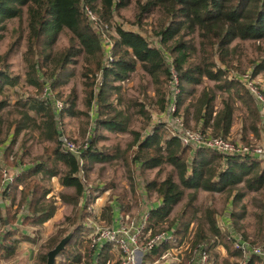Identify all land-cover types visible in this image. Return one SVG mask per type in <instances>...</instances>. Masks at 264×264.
Listing matches in <instances>:
<instances>
[{
    "label": "trees",
    "instance_id": "16d2710c",
    "mask_svg": "<svg viewBox=\"0 0 264 264\" xmlns=\"http://www.w3.org/2000/svg\"><path fill=\"white\" fill-rule=\"evenodd\" d=\"M129 1L0 0V38L4 35L8 19H20L25 13L26 23L25 29L21 27L17 38L0 55V125L4 120L7 122L6 133L0 137V172L9 167L13 174L12 181L5 183L0 190V216L1 208L7 215L6 219L0 217V224H7L5 232L0 233V259L13 254L22 239L37 242L38 235L22 232L14 236L19 228L18 224H13L16 213L21 209L17 220L33 225H41L50 219L57 204L53 196H46L51 186L45 180L58 175L63 186L73 188L72 192L59 191L60 199L74 204L75 208L79 206L78 216L75 209L71 218L66 217L73 222V232L59 254L69 263H108L107 246L95 255V262L91 250L82 252L80 249L87 231L83 218L89 215L91 204L104 189L100 184L87 186L85 176L87 179L93 162L114 159L119 155L123 157V151L118 147L110 153L96 145L97 140L103 137L100 128L128 131L134 145L130 159L139 167L170 164L177 172L178 182L171 174L160 180L144 182V192H154L157 202L148 210L147 227L152 229L165 220L172 205L181 198L183 188H191L178 214L169 222V226H174L176 240L183 239L194 221L189 237L191 245H205L213 260L216 259L214 245L217 243L229 255H237L225 239L226 233L231 231L218 225L213 208H205L202 216L197 214L193 204L195 190H229L238 183H241L243 191L264 189V160L253 154H227L208 147L183 144L170 132L164 135V122H153L151 116L149 120V112L144 109L141 99L124 102L121 83L127 81L130 73L138 67L149 77L152 102L159 112L180 116L185 126L192 121L193 128L201 132L229 137L232 115L237 109L243 121L238 139L247 140L245 128L255 138L264 139V85H258L263 95V101L259 102L238 77L229 75V71L248 70L250 77L255 78L264 69V0H133L131 23L137 29L125 27L118 11ZM86 8L94 18L89 17ZM153 13L157 15L158 28H151V32L146 33L142 28ZM62 31L67 32V44L52 51L50 46ZM235 38L237 40L232 42ZM22 39H25L26 46L24 79L35 92L15 91V100L11 103V97L4 93L5 87L14 88L20 75L8 70L6 59ZM243 40L253 44L250 57L239 46ZM242 55L246 58L247 69L239 67ZM79 56L82 57L79 73L84 109L76 105L75 86L67 95L62 92L63 86L76 73ZM203 79L212 81V84H203L196 92L194 85L203 83ZM171 95L174 108L168 112ZM57 100L61 102L60 106L56 105ZM11 104L13 110L10 109L9 116L3 118L5 107ZM131 106H135L136 112L130 111V115L135 112L146 117L145 125L152 124L150 132L141 135L136 129L129 128L128 108ZM79 114L86 115L89 131L86 140L77 147L81 148L75 152L65 146L67 139H74L63 133L62 124L65 116ZM31 122H36L49 145L41 154L33 156L25 138H22L19 150L14 152L19 133ZM1 180L0 174V184ZM19 185L20 204L13 211L6 198L11 199ZM242 193L235 192L232 196L238 198ZM260 206L264 211V199ZM109 209L110 205L106 204L104 213ZM231 215L232 219L238 216L235 213ZM64 233L65 230L60 229L39 245L44 251L37 254L36 264H45L46 251ZM163 246H154L151 254ZM228 264L239 263L232 261ZM242 264H264V259L249 254Z\"/></svg>",
    "mask_w": 264,
    "mask_h": 264
},
{
    "label": "rangeland",
    "instance_id": "374dc122",
    "mask_svg": "<svg viewBox=\"0 0 264 264\" xmlns=\"http://www.w3.org/2000/svg\"><path fill=\"white\" fill-rule=\"evenodd\" d=\"M118 11L119 14H121L122 16V24L125 27L137 29L133 22L131 23L134 11L133 0H130L128 4L119 8ZM147 19L148 20L145 21L147 22V24L145 25V28H142V30H144L146 33H149L151 32V28H158L159 21L157 15L153 13ZM25 24V13L20 19H18L17 17H12L7 20L6 29L3 30L4 35L0 38V55L4 54L10 47L12 41L17 38V35L21 32V27L22 30L25 29ZM236 40L237 39L235 38L232 42H235ZM66 44L67 32L62 31L59 33L50 48L52 51H57L63 48ZM252 45L253 44L249 40H243L240 41L239 46L242 49V52L250 57L251 55H253ZM25 48V39H22L17 48H12V50L8 53L6 59V62L8 64V70L14 74L20 75L19 83H17L14 88L5 87L4 93H6L8 97H11V103L15 100L16 92H21L25 94L35 92L33 87L31 85H28L24 79L25 71L27 69L26 62L23 56ZM81 60L82 57L79 56V63L77 62V64L75 65L76 73L63 86L62 92L64 95H67L70 88L72 86H75L77 92L76 105L78 108L84 109L85 106L83 105V87L81 82L82 78L79 73ZM239 67L241 69H247L248 67L246 66V58L243 55L241 56V64ZM255 82L257 83V85L261 84V86L263 87L264 69L261 70L258 74H256ZM203 84L211 85L212 81L203 79V83L194 85L195 91L197 92ZM121 87L124 90V92L122 93L124 96L125 103L127 102V100H129V102L131 103L134 98L141 99L143 101L144 109L148 110L149 112V120L151 116V120L153 122H164L165 127L162 132L164 135L168 132L171 133L173 132V130L176 129L177 125L174 123V119L172 117L169 118L166 114L162 112H159L157 109V105L152 102L153 92L151 82L149 80L148 75L145 74L140 68L137 67L136 70L132 71L127 81L121 83ZM169 98H172V95ZM215 104H218L217 98L215 99ZM13 108L14 107L12 106V104L5 107L2 114L3 118H5V116H9V112H11ZM128 110L130 115V111H135V106L129 107ZM135 112L130 115L129 128L136 129L141 133V135H144V133L146 132H150L152 124L150 125L148 123L147 125H145L146 117L143 118L142 115H136ZM233 114V121H236L238 120V115H240L241 113H238V110L235 109ZM187 127L193 128L192 123L189 122ZM88 128L89 123L87 122V117L84 114H79L75 116H65L63 119V133L68 136H71L74 139L72 141L76 147L83 144V142L86 140L89 131L87 130ZM6 130L7 122L4 120L0 125V137L5 135ZM99 132L103 134V137L97 140L96 145L99 148H102L110 153H114L115 147H118L119 151H123V157L119 155L117 156V158L115 157L114 159L93 162L88 170L87 179L85 176L84 181H86L87 186L97 187L99 184L102 185V188L104 189L101 192H107L108 195H106V197L108 196V200L115 199V202H117V204L119 203L120 206L125 205L124 207L120 208V212L122 214H127L129 218L135 219L138 214H142V212L146 210V206H148L156 198L154 192H144V182L150 179L160 180L167 174H171L173 180L178 182L176 176L177 172L170 164H162L159 167L141 168L136 163L132 162L130 156H132V150L134 149V145H132L131 143V134L128 131L115 132L100 128ZM237 136L238 134H232L229 135V138L236 140L238 139ZM22 138H25V144L29 147V151L33 156L41 154L43 148L49 145L47 140L43 137L41 131L36 127V122L27 123L24 126L22 132L19 133L17 137V142L15 146H13L14 152H17L19 150V145ZM68 141L69 140L67 139L66 142ZM241 141L244 142V140ZM245 142L250 143L251 145H257L264 142V139L259 137L255 138V136L253 135H247V140H245ZM129 144H131V146ZM9 159H12V157L10 156ZM26 159L29 160V157H25V160ZM8 163L10 164L11 161L9 160ZM6 165L8 166V164ZM6 171V173L11 172L9 167L8 170L6 169ZM0 174H3L2 170ZM55 179H58V175ZM49 182L50 181L45 180V183L47 185H50L51 182ZM60 186L61 187L59 188V186L55 184L54 187L52 186L51 191L46 195L47 197L53 196L55 198L57 207L54 215L48 221L41 225L28 224L22 226V229H24L23 231H27L34 236L38 235L36 243L28 242L31 244L29 247L30 251L28 253L29 260L27 259L29 261V264H36L37 254L40 251H44V248H39V245L42 244V242L47 241L51 236L56 235L60 229L65 230V235L69 230L73 228V222H71L72 220L66 219V217L69 216V218H71L75 209H77L78 216L79 206L75 208L74 204L67 203L61 200L59 196V190L65 192H72L73 188L65 187L61 184ZM191 191V188H183V194L181 198L172 205L168 215L166 216V219L160 222L159 225L151 229L152 232L169 227L170 220H172L178 214L182 204L185 202L188 194ZM239 191L243 192L242 195L238 198H234L232 194ZM263 199L264 189H259L256 191H243L241 183H238L229 190L225 189L222 191H208L201 188H197L195 190V198L193 204L196 207L197 214L199 216H202L205 208L212 207L215 212L216 221L219 226L222 227V229L223 227H227L229 231L238 232L245 238H248L252 243H254L264 241V211H262L260 206V201ZM105 200L104 204L110 203L109 201ZM18 205L12 207V210H16ZM1 209L2 216L0 217L6 219L7 215L4 212L5 210H3L4 208ZM90 210L91 212L89 213V215L84 216L83 218L85 222H89V220H92V222H95L101 226L111 225L108 218L102 217L104 214L103 210L100 213V216L102 218L95 215L94 212L96 211L93 207H90ZM231 213H235L238 216H233L232 219ZM194 224L195 222L193 221L189 225V234L192 233V230L194 229ZM0 229L5 232V230L7 229V224L1 222ZM18 235L19 231L14 234V236ZM90 245V241H87V239H83V242L80 244L81 251L84 252L91 250L93 252V250L90 248ZM214 252H216V259H214L215 264H228L232 261H237L239 264H242V260L245 258V255L240 254L238 251L237 255H229L223 248L214 249ZM19 253L15 252V254L6 258L1 257L0 264H26L27 261H22L20 258L17 257ZM182 254L184 258L186 253L182 252ZM108 255V264H118L117 252L109 251ZM61 256L62 255L59 254L56 257L55 264H76L73 262L69 263ZM138 258L141 257L138 256Z\"/></svg>",
    "mask_w": 264,
    "mask_h": 264
},
{
    "label": "built area",
    "instance_id": "2783aa9c",
    "mask_svg": "<svg viewBox=\"0 0 264 264\" xmlns=\"http://www.w3.org/2000/svg\"><path fill=\"white\" fill-rule=\"evenodd\" d=\"M86 11L91 19L94 18V14L88 8H86ZM229 75L238 77L257 101H263V95L260 93L255 78L250 77L248 70L241 72L229 71ZM173 81L175 82V79ZM56 105L60 106L61 102L57 100ZM173 108L171 98L167 111L170 112ZM166 115L174 119L177 127L171 133L176 135L183 144L208 147L227 154H253L264 160V142L251 145L239 139H230L228 136L201 132L198 129L185 126L180 116H170L169 113H166ZM65 146L72 151L78 152V148L72 141L66 142ZM2 171L0 190L5 183L13 179V174L10 172L6 173L5 169ZM154 201L157 203L156 198ZM6 202L12 203V200L7 197ZM155 203H150L146 206V210L142 214H138L135 219L129 218L125 213L118 212L116 223L110 226H101L92 222V220L85 222L87 231L84 239L90 241V248L93 250L92 253L94 255L93 261H96L97 257L95 255L99 253L102 247L107 246L110 252H117L118 264H215L205 245L202 243L190 244L189 237L191 234H189V231L183 239L177 241L173 232L174 226L172 225L154 232L147 227L148 210ZM20 213L21 209L18 210L17 214L19 215ZM213 237L216 241L218 240L215 235ZM225 239L240 254L245 256L249 254L257 255L264 259V241L252 243L238 232L226 233ZM160 244L164 245L163 248L151 254L153 247ZM219 248H223L220 243L214 245V249ZM182 252L186 253L184 258ZM138 256L141 258H138Z\"/></svg>",
    "mask_w": 264,
    "mask_h": 264
},
{
    "label": "crops",
    "instance_id": "0c3cea01",
    "mask_svg": "<svg viewBox=\"0 0 264 264\" xmlns=\"http://www.w3.org/2000/svg\"><path fill=\"white\" fill-rule=\"evenodd\" d=\"M239 117H238V120H236V121H233V117H234V114L232 115V120H231V124H230V127H229V135H232V134H238V136L237 137H239V133H240V129H241V127L243 126V121H242V118H241V115H238ZM189 122H191L192 123V121H189ZM245 125V124H244ZM245 131H246V133H247V135H252L251 134V132L249 131V129H247V128H245ZM56 178V175L55 176H52L51 178H49V179H47L48 181H52L51 183H50V186H51V189H52V186L54 187L55 186V184L57 185V186H59V188L61 187L60 186V184H59V182H58V179H55ZM49 185V184H48ZM62 185V184H61ZM63 186V185H62ZM60 191V190H59ZM101 193H103V194H101ZM106 195H108L107 194V192H105V191H103V192H100L99 193V195H97V197L94 199V201H93V203L91 204V207H93L94 209H95V211L96 212H94L95 213V215H97L98 217H100V218H102V217H104V218H108V220L110 221V223L111 224H115L116 223V218H117V215H118V212H120V205H119V203L117 204V202H115V199H113V200H108V196L106 197ZM20 197H21V185H19L14 191H13V195H12V207H14L15 205H18L19 204V201H20ZM156 197V196H155ZM105 198H106V200H105ZM104 200L105 201H109L110 203H108L107 205H110V209L108 210V212H106V213H104L103 214V216L101 217L100 216V213H101V211L103 210L104 211V206L106 205V204H104ZM152 203H155V201L154 202H151V204ZM57 204V203H56ZM20 217V214L18 215L17 213H16V221L13 223V224H18V226H19V228H17L16 229V232L17 231H19V235H20V233H26V234H28V235H30V236H33L32 234H30L29 232H27V231H23L24 229H22V226H25V225H28L29 223H22V222H20L19 221V219L17 220V218H19ZM49 220V219H48ZM47 220V221H48ZM18 222V223H17ZM46 222V221H45ZM44 222V223H45ZM31 225H33V224H31ZM219 225V224H218ZM15 232V233H16ZM18 235V236H19ZM28 242H30V243H32L31 241H29L28 239H22V240H20V242H18V244H17V247L15 248V251H14V253L13 254H15V252H17V253H19L18 255H17V257L18 258H20L22 261L24 260V261H27L26 262V264H29V257H28V253H29V247H30V243H28ZM13 254H11V255H13ZM11 255H9V256H11ZM8 257V256H7ZM6 258V257H5ZM28 259V260H27Z\"/></svg>",
    "mask_w": 264,
    "mask_h": 264
},
{
    "label": "water",
    "instance_id": "95a60500",
    "mask_svg": "<svg viewBox=\"0 0 264 264\" xmlns=\"http://www.w3.org/2000/svg\"><path fill=\"white\" fill-rule=\"evenodd\" d=\"M73 232V228L69 230L65 235H63L53 247L46 251V261L45 264H55L56 257L59 255L60 251L64 248L65 243L69 240Z\"/></svg>",
    "mask_w": 264,
    "mask_h": 264
}]
</instances>
